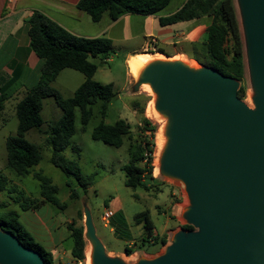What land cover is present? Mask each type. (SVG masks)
Listing matches in <instances>:
<instances>
[{
  "label": "water",
  "instance_id": "water-1",
  "mask_svg": "<svg viewBox=\"0 0 264 264\" xmlns=\"http://www.w3.org/2000/svg\"><path fill=\"white\" fill-rule=\"evenodd\" d=\"M252 106L239 81L212 66L181 60L146 64L133 89L148 83L166 120L159 176L180 182L191 228L172 232L162 252L127 263L109 255L84 207L91 264H264V0H235ZM0 264H45L40 252L0 228Z\"/></svg>",
  "mask_w": 264,
  "mask_h": 264
},
{
  "label": "trees",
  "instance_id": "trees-1",
  "mask_svg": "<svg viewBox=\"0 0 264 264\" xmlns=\"http://www.w3.org/2000/svg\"><path fill=\"white\" fill-rule=\"evenodd\" d=\"M170 0H77L76 7L85 12L92 21H99L103 16L110 20L116 19L123 13H136L142 15L153 14L168 4ZM202 15L211 17L205 29V39L199 43L203 50V58L196 54L188 57L196 59L201 64L212 66L225 75L241 80L244 75V49L239 26V20L234 0H185L174 12L158 17L160 25H170L179 21L196 19ZM29 46L42 60L39 79L35 85L27 89L24 95L15 104L17 118L16 131L5 138L6 163L17 175H28L32 167L41 159L40 152L35 144L25 139V133L31 128H39L43 119L40 114L44 98L52 96L60 107L61 116L54 123L48 124L45 131V142L51 147L50 162L61 169L66 177L82 178L81 170L75 160L67 159L62 155L69 145V138L74 132V110L78 108L82 124H86L92 115V105L97 102L100 120L91 132L93 140H100L114 147L123 144L125 136L130 135V126L122 118L113 122H106L108 105L114 98L112 83H100L92 79L96 65L88 58L100 57L106 59L111 50V40L104 36L86 37L71 33L66 28L50 19L39 10H33L27 19ZM64 68H72L83 73L84 80L75 88L70 97L62 98L58 91L51 86L58 73ZM243 89H237L241 96ZM6 96L0 94V112L4 108ZM144 129L153 134L155 129L149 120H144ZM133 150L129 151L127 161L121 166L124 172V184L131 188L140 187L151 190L150 183L157 179L152 176L153 140H137ZM72 149L79 153L80 148L74 145ZM143 162L142 164H140ZM33 177L39 182V197L29 198L20 191L21 196H14L13 200L21 210L36 208L44 202L60 205L56 193L57 185L40 171H32ZM85 184H87L85 182ZM15 191L9 188V179L0 172V192ZM161 189L158 188L157 192ZM23 198V202H22ZM70 198H79L75 189H70ZM28 201V202H27ZM77 211V210H76ZM67 223V229L72 239L70 254L75 261L84 259L86 241L83 237L82 208L76 212ZM16 209H0V228L10 231L26 247L41 253L45 264H53L52 255L32 234L21 224ZM134 223H141L143 233L139 236L138 249H143L148 242L159 239L165 244L163 236L152 234L153 221L148 210L137 212ZM117 223H114V230ZM183 228H191L183 224ZM130 253V248H125Z\"/></svg>",
  "mask_w": 264,
  "mask_h": 264
},
{
  "label": "rangeland",
  "instance_id": "rangeland-1",
  "mask_svg": "<svg viewBox=\"0 0 264 264\" xmlns=\"http://www.w3.org/2000/svg\"><path fill=\"white\" fill-rule=\"evenodd\" d=\"M184 1L170 0L162 9L151 16L145 17L143 19L145 22V26H143L144 32H151L156 37H160L164 33L163 30H172L174 28V26H171L172 24L162 26L157 18L158 16L174 12ZM187 22L194 24L192 20H187ZM130 29L134 30L132 24H130ZM185 34L186 31L183 29L169 31L167 42L162 43L159 40L157 41L154 36L156 44L144 51H152V53L159 51L167 56H184L188 60H193L198 66L206 65L188 57L192 53L200 58L204 57L202 47L199 44L203 41L202 36L190 41L192 39L189 38H193V35H189V37ZM145 42H147V39L143 35L132 33V31L131 34H128L126 29H123L111 43V50L106 59L102 60L100 57L91 56L88 58L96 65L92 79L100 83L111 82L113 85L115 95L108 105L104 120L113 122L117 118H122L130 126V135L128 137L125 136L123 144L119 147H114L100 140H93L91 132L101 118L98 113L99 102L92 105V115L85 125L81 122L79 109L75 108L74 132L69 138L70 145L61 153L65 158L75 160L78 163L82 178L66 177L61 169L53 165L49 160L52 150L44 140L45 131L47 125L57 121L62 113L52 96L46 97L42 101L40 110L43 119L42 125L39 128H31L24 135L25 139L36 145L41 155L39 163L31 168L32 171H40L48 176L53 184L57 185V200L60 205L63 204L65 206V208L61 209L55 204L46 202L35 208L38 215L42 216L48 223L62 217L70 218L72 214L74 219L78 221L76 214L78 207L82 209L84 207L89 208L96 235L107 247L121 248L122 245V241L115 237L117 229L114 230V223H117V226L121 227L120 229H122L123 225H127L132 229L133 234H136L134 215L140 211L148 210L155 228L158 231L170 228V235L175 230H178L179 226L186 224L182 215L176 212L178 205L184 206L188 203L180 182L155 175L153 161L152 176L157 180L154 183H150L144 177L145 181L151 184V190L147 191L140 187L131 188L124 184V172L121 166L127 161L129 151L134 149L137 140L145 138L153 140L155 145V136L160 123L152 115L149 105L151 96L140 87L133 89L134 80L130 84L127 83L125 55L128 52L139 49ZM83 80L84 75L82 72L72 68H64L58 73L51 86L58 91L62 98H66L72 95L75 88ZM238 81L239 86L243 89L241 96L238 97L247 105L252 106V88L246 66L243 77ZM15 101L16 99L11 98L5 104L3 113L0 114V172L8 177L9 188H15V191L0 192V209H16L20 213L22 224L32 232L33 229L26 217L37 213L28 209L21 210L17 203L14 202L13 197L21 196L19 194L20 191L24 192V195L29 198L39 197V182L33 177L32 171L25 176L17 175L6 163L5 138L14 134L17 127V118L14 112ZM144 120H149L150 124L154 125L153 134L144 129ZM74 145L80 148L78 154L72 149ZM158 188L161 189L160 192H157ZM70 189H75L79 194V198H70ZM105 206L110 207L114 211V215L106 225H103L100 216ZM83 219L84 217L82 216V223ZM165 235L166 233L164 232L163 237ZM137 238L139 237L136 236ZM137 240L139 241V239ZM159 241V239H156L154 242L146 243L143 248L144 252L138 255L134 253L129 257H124L123 260L127 263H133L141 255L152 257L162 252L169 241V236H167L165 244H160ZM68 242L71 244L70 238ZM88 244L86 241L85 248ZM107 253L115 256L114 252ZM80 262V264H85L84 259Z\"/></svg>",
  "mask_w": 264,
  "mask_h": 264
},
{
  "label": "crops",
  "instance_id": "crops-1",
  "mask_svg": "<svg viewBox=\"0 0 264 264\" xmlns=\"http://www.w3.org/2000/svg\"><path fill=\"white\" fill-rule=\"evenodd\" d=\"M76 2L77 0H0V94L6 96L4 107L11 98L16 99V104L25 91L35 85L39 79L42 60L30 48L27 33V19L35 9L41 11L73 34L86 37L104 36L109 38L111 43L123 29H126L128 34H131V31L132 33L141 34L146 39L149 35L155 36L151 32L145 33L143 28L145 26L143 19L152 14L123 13L113 20L103 16L99 21H92L85 12L76 7ZM191 20L194 24H190L187 21L173 23L171 25L172 27L174 26L172 30H163L162 37L155 36L157 41L159 40L160 43L167 42L169 31H179L181 29L186 31L185 35L187 36L193 35V38L189 36V39H192L190 41L201 36L204 40L205 29L210 23L211 17L202 15ZM130 24L133 25L134 30L130 29ZM147 48V42H145L139 49L126 53L124 60L127 83L130 84L134 80L129 73L131 61ZM3 110L0 114L3 113ZM28 210L37 213L35 208H28ZM18 219L20 221V213ZM26 220L31 224L32 232L20 221L21 224L32 234L37 242L51 253L53 264H77V261L70 254L72 239L67 229V223L70 218L62 217L48 223L37 213L26 217ZM103 225L106 224L103 223ZM135 225L136 234H133L132 229L127 225H123L122 229L116 225L117 235L115 237L122 241L121 248L107 247L104 244L106 252H114L116 256L122 259L134 253L138 255L144 252L143 249L136 247L138 244L136 236L142 235L143 227L141 223ZM170 230V228H164L158 231L154 224L152 234L161 237L164 236L165 232L167 240V236L170 237ZM69 238L71 239V244L68 242ZM126 247L131 249L130 253H126Z\"/></svg>",
  "mask_w": 264,
  "mask_h": 264
},
{
  "label": "bare ground",
  "instance_id": "bare-ground-1",
  "mask_svg": "<svg viewBox=\"0 0 264 264\" xmlns=\"http://www.w3.org/2000/svg\"><path fill=\"white\" fill-rule=\"evenodd\" d=\"M154 60H181L184 63L188 64L189 66H192V67L198 66L193 60H188L184 56H167V55H165L159 51H157V52L155 51L153 53H152V51L151 52L144 51V52L138 54L130 63L129 73L131 74L133 79L134 80L137 79L142 68L146 64H148L149 62L154 61ZM140 88L143 91H146L151 96V100L149 102V105L151 108L152 115L160 121L159 126L157 128L156 136H155V145H154L153 160H152L153 165H154V174L158 175L159 174V159H160L162 148H163L164 143H165L164 127L166 124V120H165V117L159 111H157L154 108V101H155L156 95L152 91L150 85L148 83H142L140 85ZM182 206L183 205L177 206L176 212L179 215L181 213ZM90 253H91V246H90V244H88L85 248V258H84L85 264H91Z\"/></svg>",
  "mask_w": 264,
  "mask_h": 264
},
{
  "label": "built area",
  "instance_id": "built-area-1",
  "mask_svg": "<svg viewBox=\"0 0 264 264\" xmlns=\"http://www.w3.org/2000/svg\"><path fill=\"white\" fill-rule=\"evenodd\" d=\"M155 40L156 39L153 35L147 36V46L148 47L154 46V44H156ZM113 215H114V211L110 207L105 206L101 212V216H100L101 221L104 224H107L109 220L113 217ZM80 263H81L80 261H77V264H80Z\"/></svg>",
  "mask_w": 264,
  "mask_h": 264
}]
</instances>
